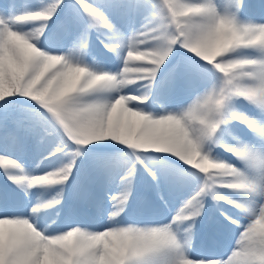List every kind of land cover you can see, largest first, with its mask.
Listing matches in <instances>:
<instances>
[{
  "label": "snow or ice",
  "instance_id": "6c2138e0",
  "mask_svg": "<svg viewBox=\"0 0 264 264\" xmlns=\"http://www.w3.org/2000/svg\"><path fill=\"white\" fill-rule=\"evenodd\" d=\"M0 264H264V0L0 4Z\"/></svg>",
  "mask_w": 264,
  "mask_h": 264
},
{
  "label": "rangeland",
  "instance_id": "374dc122",
  "mask_svg": "<svg viewBox=\"0 0 264 264\" xmlns=\"http://www.w3.org/2000/svg\"><path fill=\"white\" fill-rule=\"evenodd\" d=\"M6 2H7V0H0V4H4ZM219 2L222 3V4H226L227 3V0H219ZM28 162H29V164H32L33 163V160H32L31 157H29ZM209 204H210V202H209ZM176 206H177V201L176 200H172L170 202V207L175 208ZM206 207H208V205H206ZM164 215H166V213H164V214H157L155 217H153V219H155V220H161V219H163V216ZM84 218H85L84 213L81 212V211H79V210H76L75 213H72V210L66 209L65 210V213L63 215V219H64L65 222H71V221H74V220H82ZM226 248H227V244H225L224 246H222L221 252H223Z\"/></svg>",
  "mask_w": 264,
  "mask_h": 264
},
{
  "label": "bare ground",
  "instance_id": "6f19581e",
  "mask_svg": "<svg viewBox=\"0 0 264 264\" xmlns=\"http://www.w3.org/2000/svg\"><path fill=\"white\" fill-rule=\"evenodd\" d=\"M76 212V210H72V213H75ZM71 214V213H70Z\"/></svg>",
  "mask_w": 264,
  "mask_h": 264
}]
</instances>
